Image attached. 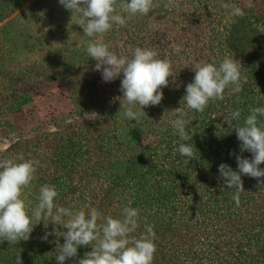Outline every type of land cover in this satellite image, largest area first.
<instances>
[{"label":"rangeland","instance_id":"obj_1","mask_svg":"<svg viewBox=\"0 0 264 264\" xmlns=\"http://www.w3.org/2000/svg\"><path fill=\"white\" fill-rule=\"evenodd\" d=\"M251 2L249 8L248 0H153L144 16H128L118 3L126 26L97 39L118 55L148 47L172 63L161 103L144 108L136 123L124 117L116 99L123 95V74L104 82L93 70L96 61L85 51L91 38L77 16L71 20L59 0H0V160L37 162L22 193L29 215L40 187L54 185V203L74 212L96 208L105 218H122L125 206L139 209L132 235L139 238L146 225L153 226V264H264V185L243 175L237 206L235 189L227 188L218 170L225 163L238 171L237 156L252 159L241 152L224 115L241 109L235 125L250 106L264 107V0ZM226 4L244 15H230ZM224 57L241 62L238 88H227L225 98L202 113L188 108L182 99L192 67L201 61L218 65ZM179 107L192 137L191 160L177 151L185 141L170 123L176 118L171 110ZM44 223L27 241L0 239V264H15L18 255L22 264H57L56 247L67 229ZM89 246L64 264H77Z\"/></svg>","mask_w":264,"mask_h":264},{"label":"clouds","instance_id":"obj_2","mask_svg":"<svg viewBox=\"0 0 264 264\" xmlns=\"http://www.w3.org/2000/svg\"><path fill=\"white\" fill-rule=\"evenodd\" d=\"M128 16L148 15L153 8V0H59V4L77 16V25L84 35L91 38L85 49L86 54L96 61L94 71H100L104 82H112L123 74L120 83L122 97L121 108L124 117L136 123L146 115L144 108L158 106L163 99V87L169 85L172 78V63L167 57L159 58L157 50L148 47H135L130 53L118 55L108 43L97 39L110 32L114 26L124 27L127 17L117 11V5ZM166 8L168 7L165 4ZM254 5L248 0L247 7ZM230 8V15L243 16V10L237 5H224ZM175 52L181 48L174 45ZM195 72L193 81L186 85L183 101L187 107L204 112L210 102L223 100L225 90L231 86L238 88L241 79V62L224 57L217 65L215 62H199L192 67ZM139 106V107H137ZM249 114L240 121L242 110L237 108L224 115L228 129H234L241 142V152L252 153V159L237 156L238 171L221 163L219 173L227 188L235 189L232 199L239 206L240 195L245 192L241 177L247 175L256 178L264 185V107H249ZM176 117L170 123L181 141L177 151L181 156L195 157L190 132L187 130L186 113L180 107L171 110ZM215 117V116H213ZM221 128L222 126L219 125ZM37 162L23 157L0 160V239L9 244L27 241L34 227L47 221L53 225H62L64 243L56 247L57 264H64L67 259L77 257L81 246L92 245L91 251L84 254L77 264H153L157 246L154 243L155 232L152 225H146L144 234L139 238L132 235L139 227V209L125 206L122 218L103 217L96 209L72 211L54 203L58 192L54 185H42L39 189L38 203L31 210L26 207L22 193L27 189L37 171ZM67 218V219H65ZM103 221V223H98ZM47 224V225H48ZM45 225V223H44ZM47 228V226H45ZM46 233L42 239L47 240ZM15 264H22L18 255Z\"/></svg>","mask_w":264,"mask_h":264},{"label":"trees","instance_id":"obj_3","mask_svg":"<svg viewBox=\"0 0 264 264\" xmlns=\"http://www.w3.org/2000/svg\"><path fill=\"white\" fill-rule=\"evenodd\" d=\"M88 251H91V246H89V247L87 248V252H88Z\"/></svg>","mask_w":264,"mask_h":264}]
</instances>
